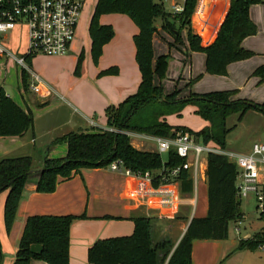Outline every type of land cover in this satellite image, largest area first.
Masks as SVG:
<instances>
[{"label":"trees","instance_id":"trees-1","mask_svg":"<svg viewBox=\"0 0 264 264\" xmlns=\"http://www.w3.org/2000/svg\"><path fill=\"white\" fill-rule=\"evenodd\" d=\"M196 2L185 0L183 11L171 15L164 9L162 0H97L88 26L91 60L94 65L97 64L103 46L114 36L112 26L100 24L99 18L110 14L127 16L138 28V33L132 37L135 62L140 73L137 91L118 105L105 109L106 129L70 133L51 142L40 165L31 157L0 160V193L7 192L3 206L6 233L12 228L28 184H33L37 193L49 194L55 191L60 182L69 180L81 170L107 168L117 162L135 174L152 173V184L157 186L165 170L183 163L184 160L177 156L174 149L166 153L164 162L159 153L135 149L130 144L131 135L172 139L176 133L181 132L224 150L231 130L226 125L229 116L236 114L239 121L248 111L264 116V103L233 99L237 94L235 90L190 94L180 98L178 89L165 95L160 85H153V78L156 76L160 81L163 80L167 70L166 55L159 56L153 63L152 38L157 32V21H160L161 29L171 35L178 45L183 44L181 31H186V56L192 52L204 54L205 72L209 75L226 76L230 64L253 56V52L245 50L241 44L244 39L256 34V26L249 17V8L261 3V0H230L228 12L215 40L206 47L201 45L200 37L191 28V16ZM22 57L26 64H30L33 58L29 55ZM83 60L84 52L81 50L73 71L76 77L81 74ZM116 73V68L101 72L102 75ZM20 74L22 88L26 92L29 86L28 73L21 69ZM252 76L263 83L264 64L256 68ZM186 106L194 107V114L209 125L198 132H192L166 122L168 116L180 117ZM30 130H33L31 112L20 108L0 86V138L20 137ZM61 143L67 146L66 155L49 158L47 154L51 148ZM206 162L207 215L191 219L175 247L168 240L153 244L150 220L138 217L132 220L134 229L130 236L95 241L87 251V264H191L193 241L227 240L229 223H236L243 218L239 210L241 200L237 197L235 185L236 169L222 155L208 154ZM179 180L184 192L191 191V182L186 172L180 174ZM84 218V215L29 217L18 242L14 264H30L31 260L47 264H69L70 227L73 221ZM33 245L39 247L37 253L31 250ZM254 245L256 241L244 239L238 249H253ZM3 260L0 243V264Z\"/></svg>","mask_w":264,"mask_h":264},{"label":"crops","instance_id":"crops-1","mask_svg":"<svg viewBox=\"0 0 264 264\" xmlns=\"http://www.w3.org/2000/svg\"><path fill=\"white\" fill-rule=\"evenodd\" d=\"M229 1L197 0L191 16V28L200 37L202 46L206 47L215 40L228 12ZM164 3L168 4L169 9V3L165 0L163 5ZM252 6L249 8V17L254 23L251 13ZM93 9L88 13L87 18L85 16L87 34ZM83 20L84 15L82 13L77 36L70 49L81 47L78 43H80V29ZM99 21L102 25L112 26L114 36L103 46L101 57L96 65L89 61V39L88 56L83 60L79 77L74 76L73 72L70 77L63 78L61 75L51 77L47 81L52 85L50 86L52 92L45 97L34 95L28 88L33 97L32 102L27 101L25 98L27 110L30 111L31 108L35 107L39 109L40 107L41 109H50L52 112L68 113L67 124L71 126L49 138L44 146H48L55 139L61 138L70 132L90 131L92 128L106 129V126L99 125V121L102 118L105 119V109L118 105L137 91L140 83V73L135 62V47L132 37L138 33V28L129 18L127 19L119 14L103 15ZM155 26L157 32L152 38L153 63L159 56L166 55L165 53H168L169 56L172 55L174 60H178L188 67L191 58L196 54H201L205 60V55L199 52H192L186 56L185 30L180 33L183 44L178 45L171 35L161 29L160 21H157ZM255 26L257 31V25L255 24ZM252 37L244 39L241 46L245 50L253 52V56L247 60L230 64L227 67V75L219 77L229 78L232 71L240 67L246 69V76L264 64V54L257 52V48L253 47L252 42L249 41ZM15 38L17 43L16 46L11 47L15 49L13 51L9 47V41ZM22 39L24 49L19 53L21 56L26 49V35L23 30L15 29L2 39V43L10 53L16 56L15 52L18 53ZM82 51L84 52V50ZM77 56L78 54L72 58L74 66ZM3 58L15 62L12 57L6 55L0 57V59ZM31 63H33V60ZM110 68H116L117 73L114 75L101 74V72ZM21 69L19 67L20 73ZM32 70L36 71L34 65ZM169 79L171 84H166V92L163 91L165 95L172 93L175 89L180 91V98H186L190 94L200 95L192 84L188 85L190 79L187 80L182 77ZM250 80L255 84L258 79L253 77ZM161 81L155 76L153 85L161 86ZM29 82L30 77L28 74ZM235 87L237 86L231 88L237 91L233 99H246V96L244 97L243 94L239 93L242 90L235 89ZM22 99H24L23 96ZM18 106L22 108L21 105ZM187 107L191 111H195L194 107ZM70 117L74 122L70 121ZM172 117L180 118L176 115L166 117L165 120L169 125L185 127L172 122L170 120ZM76 123H78V126ZM156 139L158 138L131 135L130 144L140 151L158 153ZM36 148L40 149L39 146L36 147V134L33 130L20 137L0 138V160L31 157L37 165H40L45 154H41ZM225 150L229 151L227 148ZM66 152V144L61 143L52 147L47 156L49 158H61L66 155ZM249 152V148L238 150L239 154ZM206 165V159L202 158L196 184L189 178L191 182V191L189 192L182 190L180 182L154 191L151 184L138 181L132 176H126L122 171H111L108 167L81 170L79 174L72 176L69 180L60 182L55 191L49 194L37 193L34 185L28 184L25 186L22 199L17 208L15 221L8 234L5 232L3 224V206L7 194L4 191L0 193V243L3 255H9L12 258H4L2 264H12L25 222L33 216H85L84 219H77L71 224L69 231V264H87V251L98 239L130 236L134 229L132 220L138 217L150 220L153 244L168 240L175 247L185 233L191 219L204 218L207 215ZM224 241L226 242V240L193 241L191 264H220L222 257L229 251L227 246L222 245ZM31 250L37 253L39 247L33 245ZM30 264L47 263L31 260Z\"/></svg>","mask_w":264,"mask_h":264},{"label":"rangeland","instance_id":"rangeland-1","mask_svg":"<svg viewBox=\"0 0 264 264\" xmlns=\"http://www.w3.org/2000/svg\"><path fill=\"white\" fill-rule=\"evenodd\" d=\"M96 2L97 0H87L83 8L84 20L80 29V43L78 44L81 47L79 49L72 48L66 55L61 57H46L43 55H37L31 59V61L33 60V63L30 62V64H26L28 71L32 73L36 72L35 74H37L46 85L52 86L47 81L50 80L51 77L60 75L63 78L67 76L70 77L74 68L72 58L74 55H79L81 50H84V59L85 57L87 58L89 36L85 29V16L87 18L88 13L94 8ZM164 9L168 11L167 3H164ZM251 13L254 23L257 25V31L256 35L250 38L249 41L252 42L253 47L257 48V52L264 54V0H261V3L253 5ZM125 17L128 19L127 16ZM16 41V38L10 39L9 47L11 48L12 46H16ZM23 42L24 41L22 39L18 53L15 52L17 57H20L19 53H21L24 49ZM11 49L13 51L15 50L13 48ZM165 54L167 56L166 78H164V82L161 81L160 83L164 92H166V84H169L171 81L169 78L174 79L182 77L187 80L190 79L192 86L196 92L200 93V95L212 92L230 91L232 90V87L237 86L235 89L242 90V92L239 93L243 94L244 97L246 96L245 100L251 101L255 104L264 103V83H259L257 80V82L253 84L250 80V78L253 79L252 74L255 70L245 76L246 69H242L243 67H240L234 69L229 78H223L215 75H209L205 72V60L201 54H196L191 58L190 68L187 65L185 66L180 61L174 60L172 55L169 56L168 53ZM90 57L91 56H89V61L92 62ZM33 65L34 69H36L35 72L32 70ZM19 67L11 59H0V86H2L6 94L9 95L10 98L17 103V105H21L24 110H27L25 106V98L27 101L32 102L33 95L29 90L24 93ZM22 96L24 99H22ZM32 105L34 104L32 103ZM30 112L33 117V131L36 134V147L39 146L40 148H36V150H39L42 154L46 152L47 145L44 146V144L47 140H49V138L63 132L68 128V126H71L70 124H67L68 113H62L60 111L52 112L50 109H41L40 107L39 109L37 107L31 108ZM170 120L178 125L185 126L192 132H198L207 126V122L194 114V112L188 107L184 108L180 118L172 117ZM70 121L74 122L71 117ZM76 124L78 126V123ZM99 125L106 126V120L102 118L99 121ZM226 125L229 129H231L227 136V149L230 152L239 154L238 150L250 149L252 144L255 142L264 144V116L260 113L248 111L240 121L238 120V115L233 114L227 118ZM93 129L94 128L91 130ZM31 131L32 130L29 132ZM78 132L80 131L70 133ZM159 154L161 155L162 160L165 161L166 154ZM203 159H206V157H203ZM239 210L243 214V219L240 224L232 222L229 223L228 238L226 242L224 241V244H222L223 246H227L229 251L222 257L220 264H264V251L257 249L256 245H254L253 249H238L239 243L242 240L247 239V236H250V238H248L250 242H255L256 233L259 229H261V223L257 218V213L255 212V202L251 196L241 199ZM237 228L239 230L238 233L236 232ZM4 258L11 259L12 256L4 254ZM12 264H14V259Z\"/></svg>","mask_w":264,"mask_h":264},{"label":"built area","instance_id":"built-area-1","mask_svg":"<svg viewBox=\"0 0 264 264\" xmlns=\"http://www.w3.org/2000/svg\"><path fill=\"white\" fill-rule=\"evenodd\" d=\"M165 1L169 3L168 13L171 15H178L183 11L185 0ZM86 2L87 0H0V57H12L18 66L28 71L23 55H66L75 41ZM15 29L23 30L26 35V49L20 57L10 53L2 43V39ZM28 72V88L34 95L45 97L52 92L51 87L37 74ZM156 141L158 153L166 154L174 149L177 156L184 160L180 166L165 170L157 186H153V174L150 172L135 174L117 162H113L108 168L147 182L154 191H158L180 182L179 176L182 172H186L196 184L203 157L208 154L226 157L236 169L237 197L241 200L251 196L255 202V212L261 223V229L255 236L256 248L264 251V144L253 143L249 153L235 154L222 150L213 143L204 144L194 136L181 132L176 133L172 139L158 138ZM242 219L236 223L240 224ZM236 232H239L238 228Z\"/></svg>","mask_w":264,"mask_h":264},{"label":"water","instance_id":"water-1","mask_svg":"<svg viewBox=\"0 0 264 264\" xmlns=\"http://www.w3.org/2000/svg\"><path fill=\"white\" fill-rule=\"evenodd\" d=\"M247 239L249 238V236L246 237Z\"/></svg>","mask_w":264,"mask_h":264}]
</instances>
